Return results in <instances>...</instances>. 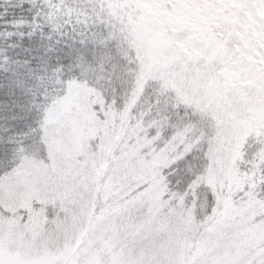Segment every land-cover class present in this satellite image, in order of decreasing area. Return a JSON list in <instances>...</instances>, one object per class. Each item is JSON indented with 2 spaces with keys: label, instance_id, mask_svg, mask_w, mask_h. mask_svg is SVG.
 Listing matches in <instances>:
<instances>
[{
  "label": "rangeland",
  "instance_id": "374dc122",
  "mask_svg": "<svg viewBox=\"0 0 264 264\" xmlns=\"http://www.w3.org/2000/svg\"><path fill=\"white\" fill-rule=\"evenodd\" d=\"M97 2L48 0L33 13L13 5V20L32 17L25 26L43 34L53 15L115 22L139 82L215 114L209 169L172 194L166 171L188 152L184 139L159 143L97 87L72 82L46 113V157L0 179V264H264V203L237 200L231 213L219 204L244 122L264 129V0ZM9 22L2 28L14 30ZM207 192L217 203L202 215Z\"/></svg>",
  "mask_w": 264,
  "mask_h": 264
},
{
  "label": "trees",
  "instance_id": "16d2710c",
  "mask_svg": "<svg viewBox=\"0 0 264 264\" xmlns=\"http://www.w3.org/2000/svg\"><path fill=\"white\" fill-rule=\"evenodd\" d=\"M102 1L97 5L102 6ZM47 2L0 0L5 9L12 7L1 12L0 20L6 18L2 23L11 21L15 26L5 29L2 27L7 25L0 22V101L5 104L0 110V151L4 152L0 179L25 158L46 157L47 111L65 95L70 83L84 82L97 87L118 111L127 112L126 118L135 119L150 138L166 144L184 139L188 152L166 171L169 191L184 195L209 169V152L221 134L213 111L187 104L176 91L156 80L139 82L140 67L124 54L112 29L115 22H88L86 16H75L43 34L25 26L32 17L25 22L13 20V5L26 6L24 13H33L44 9ZM257 124L244 122L245 135L233 150L228 192L219 200L227 213L237 200L264 203V129ZM207 201L202 212V202L198 203L202 215L210 214L217 203L210 192Z\"/></svg>",
  "mask_w": 264,
  "mask_h": 264
},
{
  "label": "snow or ice",
  "instance_id": "6c2138e0",
  "mask_svg": "<svg viewBox=\"0 0 264 264\" xmlns=\"http://www.w3.org/2000/svg\"><path fill=\"white\" fill-rule=\"evenodd\" d=\"M71 7H72V6L69 5V8H71ZM77 14H78V13H77ZM61 23H62V21L58 18L57 15H53V16L51 17V25H52L53 27H59ZM60 30L62 31L63 29L61 28ZM73 34H75V33H73ZM77 54H78V53L74 50L73 55H77ZM83 55H84V58H87V57H86V54H83ZM0 87H2V86H0ZM13 87H14V86H13ZM4 107H5L4 102H3V101H0V110H2ZM3 158H4V152H3V151H0V162L3 161Z\"/></svg>",
  "mask_w": 264,
  "mask_h": 264
}]
</instances>
